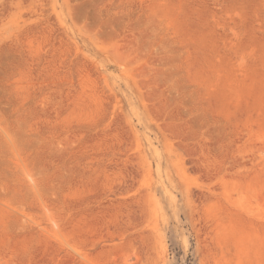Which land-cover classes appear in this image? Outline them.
Segmentation results:
<instances>
[{
	"label": "rangeland",
	"instance_id": "1",
	"mask_svg": "<svg viewBox=\"0 0 264 264\" xmlns=\"http://www.w3.org/2000/svg\"><path fill=\"white\" fill-rule=\"evenodd\" d=\"M0 264H264V0H0Z\"/></svg>",
	"mask_w": 264,
	"mask_h": 264
}]
</instances>
